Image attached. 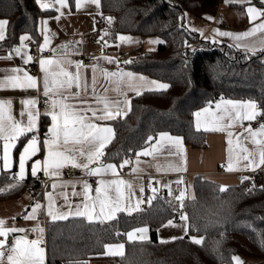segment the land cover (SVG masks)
<instances>
[{"label":"trees","instance_id":"1","mask_svg":"<svg viewBox=\"0 0 264 264\" xmlns=\"http://www.w3.org/2000/svg\"><path fill=\"white\" fill-rule=\"evenodd\" d=\"M74 4V0H69ZM227 0H100L98 22L104 39L115 42L122 34L156 37L155 49H133L123 63L132 71L169 84L163 90L133 95L126 116L110 121L114 137L104 148L105 162L132 159L157 134L182 136L194 147L206 145V133L197 129L194 113L219 98L250 99L264 109V50L239 49L226 42L202 38L187 24V14L216 16ZM236 8L248 3L264 7L262 0H229ZM36 0H0V18L8 20L7 45L27 34L38 39L42 14ZM189 12V13H186ZM102 13V15H101ZM112 17L111 23L106 19ZM125 61V62H126ZM20 138L17 149L27 138ZM153 140L148 141V137ZM10 173L0 174V201L38 193L42 183L29 176L11 182ZM224 187L197 175L194 194L187 197L188 232L172 240L158 238V229L179 213L174 195L161 193L136 213L120 212L113 220L89 221L71 217L47 222L49 264H90L107 258L106 245L124 243L119 264H236L233 257L264 260V172ZM13 185V187H9ZM149 227V238L129 240L127 233ZM203 238L201 243L191 237Z\"/></svg>","mask_w":264,"mask_h":264},{"label":"crops","instance_id":"2","mask_svg":"<svg viewBox=\"0 0 264 264\" xmlns=\"http://www.w3.org/2000/svg\"><path fill=\"white\" fill-rule=\"evenodd\" d=\"M264 2V0H262ZM37 2V0H36ZM45 3L53 4L54 0H43ZM239 2V1H237ZM240 2H244L240 0ZM37 5L40 11H45L41 16L40 20V36L38 39L40 45H44V37L45 35L49 38V43L43 47L42 52L50 51L51 55L46 56L44 54L37 61L38 73L31 74L26 68V65H30L33 63L31 60L28 63H25L26 55H30V49L27 46L26 49H23L21 55H16L14 53V49L16 47L21 46V40L14 43L13 45H7L3 40H0V79L4 76L11 74L10 70L12 68H20L22 70L21 75L24 71L28 72L30 75L35 76L38 79V83L40 85L39 90L37 89H11L5 88L0 89V99L2 100H11V108L12 114L16 117V119H23L25 122L27 120V108L25 105L21 103L23 99L35 97L39 100L38 108L41 113L38 121V138L41 141L40 151L37 152L35 156L31 158L27 162L26 177L32 176L31 174V165L36 159H43L46 155V147L43 145V140L45 139V134L48 131V127L51 124V117L46 115L45 113L49 110L50 106L44 107L41 102V97H43V72L39 65V60L44 58H61V54L67 52V59L75 61H80L81 57L96 54L97 61L93 65H96V70L93 73L91 65L81 66V73L84 74L88 78V92H91V81L93 75L95 76L96 85H95V94L88 95V92H85L83 88H81V98L88 100H95L97 96H105L111 102L120 106L121 110L127 111L130 107V100L133 95H136V91L129 85L128 79L124 78L123 80H116L113 77H108L105 72H102L101 69L106 70V73L113 72H132L136 74L137 79L133 81V83L139 86L141 82L138 77H144L146 82L155 81L158 84H167L166 81L161 79H156L148 76L147 74L139 73L132 71L131 69L125 66V61L129 55V53L141 46L145 50L155 49L158 43H151L150 41L158 40L156 37H141L139 35H131V34H122L124 36L131 37V41H121L119 38L115 42H108L104 39V30L100 27L98 22V15L101 11V6L97 8L95 4L92 3H84L82 7L77 8L74 0V4L70 3L67 0V5L61 9L63 15L60 12L56 11V8L60 6L55 4L54 7H50L47 9L41 8L40 4L37 2ZM101 5V4H100ZM250 6H254L257 9H260L264 12V7L259 6L254 3H248L244 6H241L239 9H230L225 10L222 7L221 12L225 15V23L223 25H212L211 21L215 18L212 16H203V17H195L194 15L187 14V24L188 26L196 31H199L202 38H209L212 41L217 42H226L229 43L239 49L247 50L245 47H238V44L249 45L250 47H255L257 50L261 49L264 46V32L258 31L254 35L244 38L240 41H237L233 37L230 36H220L216 31L219 29L221 32H232V33H243L245 31L250 30L255 25L264 21V15H259L255 20L251 19L247 8ZM238 8V7H236ZM59 17V19H57ZM208 17H212V19H208ZM0 20H7L6 18H0ZM8 21V20H7ZM44 21H47L45 24ZM8 23L5 25V36H7L8 32ZM99 29L100 32L94 38H91V34L94 30ZM25 35V34H23ZM22 36V35H21ZM20 36V37H21ZM33 37V36H30ZM34 38V37H33ZM101 38V39H99ZM97 39L100 41L98 42ZM90 40L96 43H90ZM159 41V40H158ZM107 42V43H105ZM24 43V42H23ZM66 46V47H62ZM252 52V51H250ZM11 53V55H10ZM102 57H109V60H105ZM69 70L75 69V64L65 65ZM168 88V87H167ZM74 90V89H73ZM140 92L145 90H163L161 88L156 87L152 84L144 83L143 87L139 88ZM249 101L250 99H231V98H219L213 104H209L203 106L201 109L208 107L211 111H216V104L221 102V107H223L222 101ZM254 101V100H252ZM257 104V103H256ZM50 105V104H49ZM101 105L94 104L93 107L102 108ZM24 111V116L21 117V112ZM198 110V111H199ZM258 115L257 117H261L264 121V109L261 111L257 107ZM256 117V118H257ZM112 119L107 120H95L96 123L110 126L114 131V127L110 123ZM255 120V119H254ZM253 120V121H254ZM253 121H242L241 124H237L233 128L229 129L234 133L233 138V159H235L236 153V138L235 134L240 133L241 136L239 138V142L247 147L250 151L255 152L256 146L251 142V140L244 139V136L247 133L244 131L245 128L249 124L253 129L258 127H253ZM203 131L206 133V145L203 147H194L190 144H187L182 136L176 135L175 133H169L172 137H181L182 141V151L177 148L174 143L168 142L167 140L161 141L162 147L160 145L156 146V149L153 150L152 145H156L158 140H161L159 134L155 137V139L144 148H148L149 151H153L152 156H145L141 154L139 156V163H137V155L130 159V164L126 165L129 167V171L126 175H123V168H117L118 176H113L111 173L104 175L103 177L97 176H89L84 173L81 169V175L77 177H68L64 174L65 169L68 166H65L61 170V175L59 177H47L46 184L42 185L41 190L38 193L34 192H26L19 198L0 201V219L5 220L6 226H15L17 228H24L27 230V236L29 239H37L38 236L42 239L41 247L44 248V260L43 264L48 263V249H47V222L53 220L49 215H47V204L48 197L46 196V192L51 191L53 193V199L55 200L54 211H59L61 213L67 212L69 207L74 211L76 206L79 204L83 207L81 203L83 200V181H87L89 184L93 186V189L96 187L98 179H116L122 178L125 181H129L132 185V192L128 193L126 190V195H130V199L126 201L127 206H135L136 201L139 200L141 203L139 204V208L136 211H132L130 213H136L138 211L143 210L146 206L150 205L156 195L161 193H169V187L172 190V194L174 196H178L180 191L185 192L186 197H191L194 194V178L197 175H201L204 178L215 181L219 183L221 186L229 187L231 185H236L241 183L243 180L242 177H248L249 175L255 173L256 171H260L264 169V165H260L253 169H246L243 167L246 161H241L240 166L237 170H228V134L227 131H212L205 130L204 127H201ZM28 134V133H27ZM34 133H29L27 138L22 142V144L17 149V146L20 142V137L16 143L14 148L10 150L11 157L13 159V164L10 168L5 169L3 167V141L0 140V174L3 172L10 173L9 176H13L14 180L11 182H18L16 178V173L19 171L18 167V159L19 154L23 150L24 145L28 142V139ZM115 134V131H114ZM114 137V135H113ZM112 137V139H113ZM111 139V141H112ZM110 141V142H111ZM109 142V143H110ZM108 143V144H109ZM107 144V145H108ZM106 145V146H107ZM142 148V149H144ZM141 149V150H142ZM141 150L138 152L140 153ZM255 159L258 161V155L255 156ZM115 163V162H110ZM119 165V163H115ZM133 168H136L137 171H133ZM159 168V170H158ZM174 168H179L180 171L172 170ZM42 172L38 171L37 173ZM34 177V176H33ZM182 178V183L177 184V181ZM24 179V180H25ZM23 181V180H22ZM41 182V181H40ZM56 183L57 187L52 189L51 185ZM73 183H75V191L78 195H73ZM168 185L169 187H166ZM143 187L144 191L141 192L140 188ZM153 188H156L157 191L154 193L152 191ZM94 194V192H93ZM65 195L68 197V202H65ZM149 199L151 202L149 203ZM40 202L43 206L38 210L36 219H25L31 210L32 206L36 203ZM177 200H175V206L179 208V204ZM124 211H121V213ZM129 213V212H126ZM120 214L118 212L116 216ZM71 217H80V216H68ZM86 218V217H83ZM87 219V218H86ZM61 220V219H56ZM173 221L172 225L168 224V221L164 223L158 229V238L163 241L172 240L174 237H182L188 232V220L182 221L180 218L175 217L174 219H170ZM100 221H109V220H100ZM39 224L40 227L43 228L42 236L38 234L36 231L32 229ZM185 223L187 224V230H185ZM144 226L136 227L141 228ZM147 233H134V235H146L149 238V227ZM134 229L130 230L133 231ZM25 233L14 232L9 233L8 236H16L24 235ZM7 236V237H8ZM3 239V237H0ZM137 240V239H136ZM14 242V240H13ZM12 242V243H13ZM123 244L121 242L118 243H110L108 245H116ZM7 252V250H5ZM125 251V245L123 248V253ZM106 252L109 256H114L117 254H113V250H110L106 247ZM243 264H264V260L260 259H240Z\"/></svg>","mask_w":264,"mask_h":264},{"label":"snow or ice","instance_id":"3","mask_svg":"<svg viewBox=\"0 0 264 264\" xmlns=\"http://www.w3.org/2000/svg\"><path fill=\"white\" fill-rule=\"evenodd\" d=\"M41 8L47 9L54 7L58 4L60 7L56 8V11L61 12V9L67 5V0H54L53 4L45 3L43 0H37ZM84 3H92L100 7V0H75L77 8L83 6ZM247 12L251 19L255 20L257 16L264 15L260 9L250 6L247 8ZM102 15V13H101ZM59 19V17H57ZM109 23L112 22V17L106 18ZM212 19V17H208ZM8 23L7 20H0V40L5 38V25ZM46 24L47 21H44ZM220 36H230L240 41L244 38L254 35L256 32H264V21L255 25L248 31L243 33H232V32H221L219 29L214 30ZM31 39L27 34L20 37L21 46L14 49L16 55H21L23 49L27 48V45L23 42ZM121 41H131V37L120 35ZM151 43H158V40L150 41ZM215 42V41H214ZM49 43L47 35L44 37L43 47ZM107 43V42H105ZM238 47H245L247 50L255 52V47L249 45L238 44ZM66 47V46H62ZM261 50H264L262 46ZM11 55V53H10ZM105 60L111 59L109 57H102ZM32 60L30 55H26L25 63ZM126 61L125 63H130ZM75 64L74 70H69L65 65ZM39 65L43 72V95L47 98L46 104L50 103L49 110L45 113L51 117V124L48 127V131L45 134L43 145L46 147V155L43 159H36L31 165V174L36 176L38 171H42L47 177H59L61 170L65 166H71L73 168L82 169L86 175L103 177L104 175L111 173L113 176H118L117 168H123L130 164L129 159H123L119 165L115 163L105 162L101 158L105 155L104 148L111 141L114 131L110 126H104L95 122V120H107L114 119L118 116H126L127 111L121 110L120 106L111 102L105 96H97L95 100H88L81 98V88L88 92L89 84L88 78L81 73L80 69L82 61L73 62L67 59V52L61 54V58H47L40 59ZM91 67L93 73L96 70V65L85 66ZM102 72L108 77H113L120 81L124 78L128 79L129 85L133 87L137 95H140V87L144 86V83L155 85L158 88L166 89L169 87L167 84H158L155 81L146 82L144 77H138L143 82L139 86L133 83L137 79L136 74L132 72H113L106 73V70L101 69ZM22 70L20 68H12L9 75L4 76L0 79V89L11 88V89H37L39 90L40 85L38 79L35 76L30 75L24 71L21 75ZM96 80L93 75L91 81V92L88 95L95 94ZM74 89V90H73ZM27 108V120L16 119L12 114L11 100L0 99V140L3 143V167L8 169L13 164V159L10 154V150L14 148L16 141L27 133H34L28 142L24 145L23 150L19 154L18 167L19 171L16 173L17 181L25 179L27 170L26 165L33 156L40 151L41 141L38 138V121L41 115L38 104L39 100L35 97L23 99L21 101ZM216 104V111H211L208 107L201 109L194 113L195 123L197 129L204 127L205 130L212 131H227L228 134V170H237L240 166L241 161H246L243 165L246 169H253L260 165H264V124H261L258 128L253 129L251 124L245 128L247 133L244 139L251 140L256 146L255 152L250 151L247 147L243 146L239 142L241 136L240 133L235 134L236 138V153L235 159H233V138L234 133L229 131L237 124L242 125V121H253L256 119L257 104L255 101H222ZM103 105L102 108L93 107V105ZM130 110V107L129 109ZM24 111L21 112V117L24 116ZM161 140L156 142V145H152L153 150L156 149L157 145L162 147L161 141L167 140L168 142L174 143L179 150L182 149V138L172 137L169 133L161 132L159 134ZM153 140V137H148V141ZM143 154L145 156H152L153 151H149L148 148H144L140 153H137V163H139V156ZM258 155V161L255 156ZM159 170V168H158ZM172 170L180 171L179 168ZM133 171H137L133 168ZM243 179H249L248 177H242ZM182 178L177 181V184L182 183ZM83 200L81 207L79 204L73 211L69 207L67 212L54 211L55 200L53 199V193L51 191L46 192L48 197L47 204V215L53 220L66 219L68 216H81L86 217L89 221L93 220H113L118 212H132L139 208L141 201L137 200L135 206H127L126 201L130 199V195H126L132 192V185L129 181H125L122 178L116 179H98L96 187L87 181H83ZM73 195H78L75 191V183H73ZM169 187L168 185H165ZM13 187V185H9ZM52 189L57 187L56 183L51 185ZM226 186H222L221 190ZM0 191H3L0 189ZM143 192V187L140 188ZM152 191L155 193L156 188ZM94 192V194H93ZM172 194V190L169 187V195ZM185 192L180 191L179 195L175 199L180 202V208H183V199ZM65 202H68V197L65 195ZM151 202V199L148 201ZM43 206L40 202H36L32 206L31 212L25 216V219H36V215L39 209ZM180 219L187 221L188 217L186 214H182ZM173 221L169 220L168 224L172 225ZM187 230V224L184 225ZM33 231H36L42 236L43 228L37 225ZM147 226L134 229L127 233L128 239H147L146 235L136 236L134 233H147ZM20 232L25 233L24 235L16 236L14 242L8 247L7 252L4 250L7 244V236L9 233ZM0 264H43L44 260V248L41 247L42 239L38 236L37 239H29L27 236V230L24 228H17L15 226H6V222L0 219ZM175 239V237L173 238ZM191 239L196 243H201L203 238L192 236ZM107 248L113 250V254L123 255V244L106 245ZM236 264H243L239 257H233Z\"/></svg>","mask_w":264,"mask_h":264},{"label":"built area","instance_id":"4","mask_svg":"<svg viewBox=\"0 0 264 264\" xmlns=\"http://www.w3.org/2000/svg\"><path fill=\"white\" fill-rule=\"evenodd\" d=\"M225 23V15L222 12H219L215 18L211 21L212 25H223ZM100 32L99 29H96L93 31V33L91 34V38H94L96 35H98ZM24 44H26L29 49H30V56L32 57L33 63L30 65H26L27 70L29 71V73L31 74H37L38 73V66H37V61L38 59L41 57L42 54L46 55V56H50L51 52L50 51H45L42 52L41 51V45L40 42L38 40H36L35 38L31 37V39L24 41ZM80 61H82V64L84 65H93L95 64L97 61V55L96 54H89L86 56L81 57ZM41 102L43 104L44 107H48L50 106L49 104L45 103V100L47 99L45 96L41 97ZM261 124H264V121L261 117H257L254 121H253V127H259ZM129 171V167L125 166L122 173L123 175H126ZM264 172V169L262 170ZM82 171L81 169L78 168H73L71 166H68L65 169L64 174L68 177H77L79 175H81ZM43 172H39L37 173V175L35 176L36 180L41 181L42 185L46 184L47 179L45 178V176L43 175ZM11 180H14V177L11 176ZM186 199L187 197L185 196L183 199V208H180L179 205V213L177 214V218H180L182 214H185V203H186ZM180 204V203H179ZM14 240L13 236H8L7 237V244L4 247V250H8V247L12 244Z\"/></svg>","mask_w":264,"mask_h":264},{"label":"rangeland","instance_id":"5","mask_svg":"<svg viewBox=\"0 0 264 264\" xmlns=\"http://www.w3.org/2000/svg\"><path fill=\"white\" fill-rule=\"evenodd\" d=\"M235 1H239L240 0H235ZM229 0L225 1L223 4H222V7H224V9L227 11V10H230V9H239L240 7L238 6V8H233V7H230L229 6ZM186 13H189V12H186ZM101 39V38H99ZM97 39V41L99 42L100 40ZM90 43H96V42H93L90 40ZM90 264H119L118 261L113 257V256H109L107 258H96V259H92L90 261Z\"/></svg>","mask_w":264,"mask_h":264}]
</instances>
